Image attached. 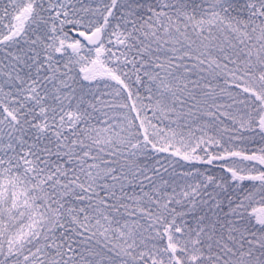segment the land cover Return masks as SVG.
Segmentation results:
<instances>
[{
    "label": "snow or ice",
    "instance_id": "snow-or-ice-1",
    "mask_svg": "<svg viewBox=\"0 0 264 264\" xmlns=\"http://www.w3.org/2000/svg\"><path fill=\"white\" fill-rule=\"evenodd\" d=\"M10 4L0 264H264V0Z\"/></svg>",
    "mask_w": 264,
    "mask_h": 264
},
{
    "label": "trees",
    "instance_id": "trees-1",
    "mask_svg": "<svg viewBox=\"0 0 264 264\" xmlns=\"http://www.w3.org/2000/svg\"><path fill=\"white\" fill-rule=\"evenodd\" d=\"M17 2H19V0H17ZM5 8H7L9 11H11L10 0H0V17H3V10ZM13 22L15 23V21H13ZM7 23H8V19L4 18V24L6 25ZM3 30L6 31L7 29L4 28ZM252 147H254V145H250L249 144V145L246 146V148L248 149V154H251L252 152H257V154H259L258 149L260 147H264V145H262L260 143V145L256 149L252 148ZM232 159H237V158H230L229 160H232ZM223 162L224 161H214L212 165H198V166H200L202 168H207L212 173H214V174H216L218 176L221 175V174L230 176V173L226 172V169L220 168V164H223ZM250 163H255V162H250ZM259 166H260V168H264V165H259ZM253 174H255V173H253ZM254 183H258V182H253V181H248V180L243 181V184L247 185V186H251ZM256 206L259 207V205H256Z\"/></svg>",
    "mask_w": 264,
    "mask_h": 264
},
{
    "label": "rangeland",
    "instance_id": "rangeland-1",
    "mask_svg": "<svg viewBox=\"0 0 264 264\" xmlns=\"http://www.w3.org/2000/svg\"><path fill=\"white\" fill-rule=\"evenodd\" d=\"M245 135H249L248 133H245ZM235 147L239 149L240 147H246L247 145H254L252 148H257L260 145L259 137H256L255 141H250L247 143H241L240 141H234ZM238 159V158H237ZM231 160H229L230 163ZM224 163V162H223ZM244 163H250V162H244ZM257 167L260 168V166L257 164Z\"/></svg>",
    "mask_w": 264,
    "mask_h": 264
},
{
    "label": "water",
    "instance_id": "water-1",
    "mask_svg": "<svg viewBox=\"0 0 264 264\" xmlns=\"http://www.w3.org/2000/svg\"><path fill=\"white\" fill-rule=\"evenodd\" d=\"M82 39V38H81Z\"/></svg>",
    "mask_w": 264,
    "mask_h": 264
}]
</instances>
